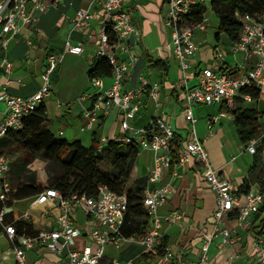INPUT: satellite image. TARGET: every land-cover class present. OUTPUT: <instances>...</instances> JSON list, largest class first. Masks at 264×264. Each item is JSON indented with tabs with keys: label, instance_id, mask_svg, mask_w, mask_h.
<instances>
[{
	"label": "built area",
	"instance_id": "obj_1",
	"mask_svg": "<svg viewBox=\"0 0 264 264\" xmlns=\"http://www.w3.org/2000/svg\"><path fill=\"white\" fill-rule=\"evenodd\" d=\"M62 0H0V52L4 66L5 82L0 90V137L10 131L22 129L24 120L51 95V75L63 61L66 54H82L84 45L74 43L69 35L65 40L61 53L49 52L46 64L41 73L40 88L31 96H10L7 87L14 81L22 83L21 78L13 75L14 65L8 57L9 44L15 35L21 32L23 26L33 25L40 15L51 7H58ZM104 11V21L99 38L97 56H106L112 64V83L99 93H89L93 100L90 107L84 109L85 123L82 131H93L102 114H107L112 107L120 111L123 136L116 137L123 143H137L141 150L154 153V164L149 172V181L159 182L163 173L171 168L172 151L175 148L174 126L162 116H157L145 126H135L133 120L140 113L143 105L141 97L148 93L149 97L160 106L161 84L150 81L145 75H139V86L126 87L132 71L140 58L133 51V46L139 44L142 33L133 22V11L127 5L128 0H94ZM213 0H166L163 9V19L169 28L174 47V53L183 71L181 88L185 105L183 113L187 121L196 122L194 108L201 104H223L232 111L238 104L252 102L251 93H242V89H255L261 96L264 93V20L248 13L236 12V17L242 23V30L237 40L231 42L234 52L243 51L253 54L256 63L253 68H244L238 75H230L222 71L219 61L224 59L220 46L213 51L214 65L203 67L195 77L190 78L185 73L190 67L189 60L199 50L195 38L196 32H207L211 26L209 12ZM205 10L196 13L198 9ZM94 15L90 8L76 11L73 19V30L84 31L90 27ZM111 29L115 41L111 42L108 34ZM28 44L33 42L29 39ZM29 51V50H28ZM120 53L126 54L125 58ZM93 83L101 84V77L93 78ZM218 116H210L208 124L210 131ZM131 131V134H127ZM191 140L181 144L178 152L179 165H185L192 160L198 161L202 174L216 195V207L213 212V230L204 234L200 256L190 264H209V249L211 244L219 248L234 247L241 240L237 227L250 229L253 219L263 203L260 189L240 192L241 185L229 178L223 177L212 165L208 151L192 130ZM106 144L100 141V149ZM262 145V137L246 145L251 153H256ZM235 159V157H232ZM264 164V158H263ZM12 159L6 154H0V226L14 242V256L17 264H29L27 253L35 247L43 246L62 256L59 264H136L133 259L119 261L108 260L105 247L112 244L120 248L124 241L129 240L122 234L121 227L127 211L128 199L126 193H118L108 185H100L96 196L72 193L68 196L54 187L43 186V189L33 196L32 208L43 207L44 210L57 212V225L52 228L38 230L35 235L21 234L16 230L13 221L33 218L30 212H24L19 217L13 215V205H7L15 190L11 180ZM42 186V185H41ZM170 186L164 185L145 191L143 205L152 220L151 228L137 242L146 251L158 249L163 241L162 228L165 224L179 223L184 215L179 210L161 214L159 208L167 201ZM16 200H13V204ZM81 211L94 220L95 224L89 231L93 244L82 248L77 246V238L83 234L77 226L74 213ZM33 220V219H32ZM236 222V228L231 226ZM235 254L230 256L227 264H233ZM157 264H170L160 262ZM249 264H264V235L257 236L253 241V251Z\"/></svg>",
	"mask_w": 264,
	"mask_h": 264
},
{
	"label": "crops",
	"instance_id": "obj_2",
	"mask_svg": "<svg viewBox=\"0 0 264 264\" xmlns=\"http://www.w3.org/2000/svg\"><path fill=\"white\" fill-rule=\"evenodd\" d=\"M165 2L166 0H128L127 2L128 7L133 11V22L140 29L142 37L140 43L133 46V51L140 60L132 71L126 87L139 86V75L141 74L148 77L150 81H159L161 84L160 106L157 107L148 93H144L141 97L143 107L136 119L133 120V124L145 126L150 124L155 117L162 116L174 126L175 138L180 140V145L191 140L192 130H194L208 151L213 167L223 177L240 185L246 180L250 183V190L261 189L257 181L264 168V150L259 165L252 169L256 153L249 152L246 149L247 144L241 142L234 123V116L225 105H198L194 108L196 122L191 123L186 120L183 113L185 101L181 88L184 74L174 53L170 30L163 19ZM81 8H90L94 17L88 29L73 30V19L76 11ZM103 21L104 11L101 5L94 0H62L58 7H51L42 13L33 25L23 26L21 32L15 35L9 44L8 57L14 65L13 75L16 79L21 78L23 82H12L7 87V92L10 96L27 97L33 95L40 88V73L46 64V56L49 52L63 51L65 40L69 35L74 43H83L82 54L68 53L65 55L57 68L60 72V76L57 78L58 83L52 84L51 95L44 102L47 109V120L45 121L53 133L69 141L79 140L85 146H89L94 138L99 142L104 139L107 143L109 139L124 135L120 124V111L116 107H112L109 113L101 115L93 131L81 130L86 121L83 114L84 109L93 103V100L87 95L99 93L112 83V77L107 76L101 77V84L96 85L93 83V78L90 79L88 75L89 69L98 57L97 50L99 49ZM217 32L218 24L213 41L210 40V36L213 34L211 26L207 32L195 33V38L200 46L197 54L189 60L190 67L185 74L190 78L195 77L203 67L214 65L213 51L217 46H220L224 52V59L219 61L223 72L235 76L240 74L244 68L250 69L255 66L256 57L253 54L243 51L234 52L231 46L232 40L224 33L216 38ZM29 39L33 42L32 45L28 44ZM119 55L121 58L126 57L124 53ZM1 57L2 52H0V90L5 82ZM151 59L167 61V71L162 74L163 71L152 65ZM263 98L264 93L259 99L252 102H239V104L256 108L259 122L262 124L264 123V105L260 102ZM253 103H257V106ZM202 106H206V108H202ZM213 115L218 116V120L210 131L208 119ZM88 133L90 135H87ZM126 133L131 134V131ZM261 137L263 141L264 128ZM233 156L235 159L232 158ZM16 160V163H13L12 160L11 171L14 189L20 183L47 185L46 178L43 179L39 173L35 174L37 170L35 161L29 165L30 170L25 171L20 167L23 158H16ZM198 163L196 160L185 165L176 163L163 173L159 182L153 183L149 181V172L154 164V153L150 150L140 149L134 163L130 184L138 182L141 186L146 187L145 191L164 185L170 186L168 199L159 208V212L166 214L173 210H179L183 213L184 218L179 223L163 226V240L166 239L168 243L163 256L146 259L145 255L155 253L157 249L146 251L137 242L141 235L129 237V240L124 241L118 257H112L105 253L106 259L123 262L141 258L145 264L150 262L151 264L160 262L190 264L192 260L200 256L204 234L213 230L216 195L204 178L203 168ZM33 196L17 199L14 202V217H19L24 212H30L33 215V220L27 221L33 222L35 229L55 227L57 212L46 211L43 207L32 208ZM27 201L29 204L25 205ZM73 216L77 226L83 231V234L77 238V246L82 248L86 244L92 245L89 231L95 224L94 220L85 216L81 211H76ZM254 219L252 224H254ZM258 224L255 222V225ZM151 226L152 220L149 219L146 223V232ZM231 226L236 228V222L231 221ZM237 230L241 240L234 247L219 248L215 244L210 245L209 264H227L229 257L234 254L236 256L233 264L250 263L253 241L256 236L251 228L237 227ZM14 245L13 240L0 226V264H17L13 252ZM61 259V255L43 246L35 247L27 253L29 264H59Z\"/></svg>",
	"mask_w": 264,
	"mask_h": 264
},
{
	"label": "trees",
	"instance_id": "obj_3",
	"mask_svg": "<svg viewBox=\"0 0 264 264\" xmlns=\"http://www.w3.org/2000/svg\"><path fill=\"white\" fill-rule=\"evenodd\" d=\"M212 9L218 18V32L234 41L240 36L242 23L236 17V12L248 13L256 18L264 12V0H213ZM205 9H198L196 13ZM111 42L115 36L111 29H108ZM152 65L164 74L168 69V62L163 59L150 60ZM90 79L107 77L112 75V64L106 56H98L88 71ZM242 93H251L254 100L259 99V91L255 89H242ZM231 111L234 116V123L244 144L257 140L262 136V123L259 122L256 108L239 104ZM46 105L43 101L38 108L24 120L22 129L10 131L0 137V154L13 155L23 154V162L20 164L25 171L30 170L29 165L36 158L46 161L48 187H54L68 196L72 193L79 195L96 196L100 185H108L118 193H126L128 199L127 211L121 227L125 237L143 236L146 232V223L150 216L143 205L145 186L129 184L132 176L134 163L140 151L137 143H123L118 139H109L100 149V142L94 138L89 146L81 141H69L66 138L56 136L46 123ZM180 140L176 139L175 148L172 151V164L178 163V150ZM264 150V139L262 145L257 149L252 169H255L260 162ZM201 165L200 163H198ZM260 191L263 194V203L255 215L252 231L255 236L264 235V168L261 170L258 181ZM43 189L38 184L20 183L12 193V199L7 205H13V200L23 199L36 195ZM250 191V183L244 181L240 192ZM3 204L0 203V208ZM18 233L35 235L38 230L34 228L33 222L25 219L13 218ZM258 222V225H255ZM167 240L164 239L155 253L145 255L148 258L163 256L167 248Z\"/></svg>",
	"mask_w": 264,
	"mask_h": 264
},
{
	"label": "rangeland",
	"instance_id": "obj_4",
	"mask_svg": "<svg viewBox=\"0 0 264 264\" xmlns=\"http://www.w3.org/2000/svg\"><path fill=\"white\" fill-rule=\"evenodd\" d=\"M209 15H210V22H211V29H212V32L213 34L210 36V40L213 41L215 40V31L217 29V24H218V18L217 16L215 15V13L213 11H210L209 12ZM258 19H261V20H264V12L262 13H259L258 14ZM210 29V28H209ZM62 52V51H61ZM61 52H58V53H61ZM62 63V62H61ZM60 66V65H59ZM58 66V67H59ZM60 76V72H58V69H56L54 71V73L51 75V84H57V78ZM260 104L264 105V98L261 100ZM260 104L258 105L260 107ZM253 105L257 106V103H253ZM202 108H206V106H202ZM198 110V109H197ZM47 120V118H46ZM47 122V121H46ZM262 127L264 128V123L262 124ZM87 135H90L89 133ZM63 136V135H62ZM232 136V135H231ZM64 138V137H63ZM235 139V137H234ZM88 142V141H86ZM11 158H13V163H16V158H23V154L22 153H16V154H13V155H9ZM46 161L41 159V158H36L35 159V166L37 167V170L35 171V174L36 173H39L41 174V176H43V179H45V183L48 185V180H47V169H46ZM34 173V172H33ZM42 180V178H41ZM44 181V180H42ZM132 182V178L131 180L129 181V184ZM29 204V201L26 202L25 205H28ZM124 243V242H123ZM122 246V245H121ZM123 248V247H122ZM122 248H115V246H113L112 244H108L106 247H105V253L106 255L109 254L111 255L112 257H118L122 251ZM127 261V260H126ZM134 261L136 264H145V262L141 259V258H134ZM146 264H151L150 263H146Z\"/></svg>",
	"mask_w": 264,
	"mask_h": 264
}]
</instances>
